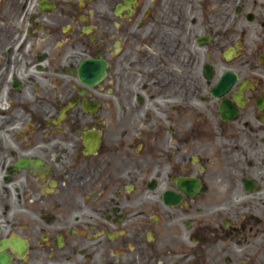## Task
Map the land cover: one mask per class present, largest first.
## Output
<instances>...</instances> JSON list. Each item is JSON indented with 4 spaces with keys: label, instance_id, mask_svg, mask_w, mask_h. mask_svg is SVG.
<instances>
[{
    "label": "flooded vegetation",
    "instance_id": "flooded-vegetation-1",
    "mask_svg": "<svg viewBox=\"0 0 264 264\" xmlns=\"http://www.w3.org/2000/svg\"><path fill=\"white\" fill-rule=\"evenodd\" d=\"M3 239L12 264H264V0H0Z\"/></svg>",
    "mask_w": 264,
    "mask_h": 264
},
{
    "label": "water",
    "instance_id": "water-1",
    "mask_svg": "<svg viewBox=\"0 0 264 264\" xmlns=\"http://www.w3.org/2000/svg\"><path fill=\"white\" fill-rule=\"evenodd\" d=\"M93 65H95V63H93V62H88V63H86V68H88L89 67V70H90V68L93 66ZM94 79H100L101 78V70L99 71V73H96V74H94L93 76H92Z\"/></svg>",
    "mask_w": 264,
    "mask_h": 264
}]
</instances>
